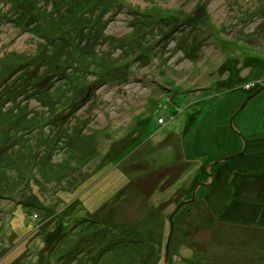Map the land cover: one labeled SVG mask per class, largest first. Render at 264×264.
<instances>
[{
  "label": "rangeland",
  "instance_id": "obj_1",
  "mask_svg": "<svg viewBox=\"0 0 264 264\" xmlns=\"http://www.w3.org/2000/svg\"><path fill=\"white\" fill-rule=\"evenodd\" d=\"M16 1L0 0V57L34 55L39 42L16 22L15 10L52 7L51 1ZM115 3L119 9L104 16L109 42L94 50L100 69L93 68V58L79 57L74 63L85 72L68 82L74 85L69 94L73 104L78 101L73 114L34 130L29 138L20 126H12L15 122L0 125L5 170L10 171V160L22 164L21 171L13 167L10 172L24 188L0 198V264H179L177 252L200 260L264 264V0ZM198 5L204 13L193 10ZM195 12L202 17L191 27L187 14ZM176 13L179 24H153L156 16ZM160 27L166 33L162 42L157 41ZM134 28L147 47L142 57L155 53L150 62L146 56L133 63L125 54L133 45ZM106 49L110 57L104 56ZM57 81L55 86L71 89ZM18 95L2 96L0 109L21 103ZM32 107L48 110L36 99L30 101ZM161 117L164 125L158 123ZM12 132L18 139L7 143ZM68 135L81 146L76 155L65 145ZM146 140L148 145L135 148ZM176 140L190 162L187 170L178 169ZM158 146V154L146 162L155 169L147 176L139 173L138 155ZM245 146L243 155L209 168L215 181L206 186L212 181L207 164ZM243 160L247 163L239 167ZM130 168L137 179L147 177L141 189L129 182ZM157 169L171 172L170 186L162 183L168 174L163 177ZM24 179H29L27 186ZM143 188L149 191L143 193ZM222 201L225 210L220 211L216 204ZM97 216L103 222L92 225ZM137 223L141 226L130 231Z\"/></svg>",
  "mask_w": 264,
  "mask_h": 264
},
{
  "label": "trees",
  "instance_id": "obj_2",
  "mask_svg": "<svg viewBox=\"0 0 264 264\" xmlns=\"http://www.w3.org/2000/svg\"><path fill=\"white\" fill-rule=\"evenodd\" d=\"M49 1H51L52 4V7L50 8H48L47 5H45L44 8L37 7L36 5H34L28 9L24 8L22 10V13H20L21 8L15 10L13 13V18L16 20V22L20 26L24 27L23 29L26 32L32 34L34 37L39 39L35 54L28 56L25 53L10 52L0 57V80L1 78H3V81L0 84V88L4 86V89H6L4 93H0V98L10 93H16L19 95L15 98L22 96V99H24L19 104L15 103L14 107L10 108L7 111L3 112L0 109V125H11V122H15L14 124H12V126H20V128L23 130L22 136H26V138L30 137V135L32 134L31 132H33L34 130H40L41 128L48 125L49 122H54L55 119L60 120L62 117L67 118L68 114H73L72 110L76 106L78 101H76L75 105L73 104L74 101L72 100V97L69 96V94L74 93V85H71L68 82L69 80H71L70 78L75 73L84 74L85 72L84 69H82L80 66H76L74 63L77 62L80 58L81 60L93 58V61L95 63L94 55L96 54H94V50H96V45H98V43L102 41L109 42L108 39H106V37L104 36V30L106 29V25L109 21L108 19L104 21V16L113 9H119V7L116 8V5L118 4L115 3L116 0H44V3L47 4ZM16 2H18L19 4V0H17ZM261 8H264V4ZM196 9H199V11L204 13L203 11L205 10V7L198 5L193 10L196 11ZM178 11L181 13L180 10ZM133 15H135L136 17L134 11ZM169 15L170 17H168L167 14V17L165 18L156 16V19L154 18L153 20H156V22H153V24L156 26L162 24L164 27L168 24V22L171 23L173 26L182 22L180 14L176 13ZM200 17H202L201 14L197 12L191 15L187 14L188 21L186 24L190 25L191 27H196L199 23L197 22V19H200ZM31 18L33 20L32 23L30 22ZM146 19L147 17L145 16L144 21H146ZM27 20H29V22ZM144 21H142L141 24H143ZM136 23H138V20L134 22V24ZM158 29L159 33H157V35L159 36L157 37V41L161 40L162 42L164 41L166 33H163L164 30L162 29V27ZM162 30L163 32H161ZM132 34H134L131 38V42L133 43V45L130 48V53L125 54L130 56V61L134 60L133 63H141L142 61H144L143 57L146 56L148 58L145 60H148L150 62L155 53L152 52L149 54H145L142 57V53L144 52L145 48H147L144 45L145 42H140V38L138 37L139 30H137V28H134ZM110 40L113 42V39ZM104 56L110 57V52L107 51V49ZM98 65L99 64L95 63L93 68L98 67V69H100L99 66H101V64L99 66ZM88 72L90 71L88 70ZM13 76L17 77L13 79L12 82L9 81ZM61 80H63L61 83L69 84L68 87H71V89L66 90V87H60V83L55 86V81L59 82ZM23 87H25L24 90ZM35 99L41 105H43V107H46L48 109L47 112L40 110L36 111V108L33 107L30 108V101ZM25 101H27V103L24 104ZM11 119H15L16 121ZM141 120L142 122H144L143 119ZM158 123L164 125L166 123V120L161 117L159 118ZM78 134L79 138H84L81 136L80 132H78ZM65 135L66 134H64L62 138L59 139L64 140ZM69 135L66 138L67 141H64L65 145L70 152H74L76 155L78 154V150L81 148V146L79 143H75L71 140L69 141ZM16 139H18L16 133L12 132V137L7 143H10L11 141ZM64 142H61V144H63ZM141 145H148V141L146 140L144 142L139 143L135 146V148L137 146V148H139ZM174 145L178 146L181 150V153H179V156H177L178 169L183 168L184 170H187L184 168L186 167L185 164H190V162L187 161L185 157L183 144L180 140H176L174 142ZM160 148L158 146L152 150L144 151L143 153L138 155V158L139 160H141L140 162H142L143 166L142 169L138 170L139 173L143 171L146 173L145 176H147L148 174H150L151 169H155V167H151V165L146 164V162L151 158L155 157L160 151ZM132 150L130 151V156L134 153V151ZM120 154L121 152L119 153V155ZM83 158V156L80 157L78 161L83 162ZM123 158H125V156ZM123 158H121L122 160H120L121 163L125 161ZM6 160L7 158L4 157L3 150L1 147L0 198L4 199L7 198V196L10 197V194L20 192L24 189L21 187L22 183L19 182L21 178H15L16 175L13 173L14 171L12 173L10 172L11 170H14L13 167H15L16 170H20L22 164H20L21 166L18 167V164L14 163V160H10V171L6 172ZM223 162L224 161H222L221 163ZM133 163L134 159L130 161V165H132ZM51 171L54 175L60 174V170H55L52 168ZM126 171V168H124V172L129 176ZM156 171L164 173L163 177L168 174L167 180L162 181V183L166 182L167 185L170 186V184L173 182V178H170L171 172L161 171L159 169H157ZM135 173L136 171L130 168L129 182L134 183V185L141 189L142 183L143 181L147 180V177L137 179L136 175H134ZM23 175L26 174L24 173ZM61 177L62 176H59L58 178ZM24 180V184L27 186L29 179ZM213 185L214 183L207 186L211 187ZM142 191L143 193H147L149 190L143 188ZM13 198L14 197H11L10 199ZM221 203L222 204L216 205H218L217 207L220 209V211H223L225 210V208H223V205L226 202L222 201ZM151 207L156 206L151 205ZM92 216H94V214H92ZM99 220L100 222L102 221L98 218V216L96 221L93 217V219H91V222H93L92 225H98L97 223ZM65 221L66 223L64 222V224L68 225L69 222H67V220ZM140 226L141 223H137L135 227L130 228V231H132V229L137 230V228ZM58 238L61 239L62 236L58 235ZM55 241H57V239H55Z\"/></svg>",
  "mask_w": 264,
  "mask_h": 264
},
{
  "label": "crops",
  "instance_id": "obj_3",
  "mask_svg": "<svg viewBox=\"0 0 264 264\" xmlns=\"http://www.w3.org/2000/svg\"><path fill=\"white\" fill-rule=\"evenodd\" d=\"M263 138H264V136H262ZM248 148L249 147H252L251 145H250V142L248 143V146H247ZM247 147L245 146V148L243 149V150H240V151H238V153L236 152V154H234V155H232V156H235V155H237V156H241V155H243L244 153H245V151H246V149H247ZM241 147H238L237 148V150H239ZM237 150H235V151H237ZM234 151V152H235ZM233 153V152H232ZM236 156V157H237ZM231 157V156H230ZM227 158H229V157H227ZM227 158H225V159H227ZM235 158V157H234ZM224 160V159H223ZM231 160V159H230ZM230 160H227V161H224V162H228V161H230ZM247 160V159H246ZM246 160H243V161H241V163H240V165H239V167H242V166H245V164L247 163L246 162ZM219 161H221V160H219ZM217 162L218 161H214V162H209L208 164H207V173H208V175H209V177L211 178V176H210V172H208L209 171V168L212 166V165H216L217 164ZM210 166V167H209ZM239 167H237V168H239ZM230 170L232 171V170H235V171H239V170H236L234 167H233V169H231L230 168ZM210 173V174H209ZM213 176V175H212ZM214 179H213V181L211 182V180L208 182V183H213L214 181H215V175H214V177H213ZM211 184H206V186L207 185H211ZM239 208H240V206H239ZM203 247H197V249L199 250V249H202ZM205 248H208V247H204V249ZM189 250H191V249H189ZM248 250H245L244 252H247ZM254 251L256 252L257 251V249H254ZM179 253V254H178ZM177 257H178V261H179V264H252V263H248V262H241V261H232V260H227V262H222V261H219V260H207V258L206 257H203L202 258V260H200V259H197V258H195V256L193 257V255H191V257H184L183 255H181L180 254V252H177V255H176ZM206 258V259H205ZM229 262V263H228Z\"/></svg>",
  "mask_w": 264,
  "mask_h": 264
},
{
  "label": "water",
  "instance_id": "obj_4",
  "mask_svg": "<svg viewBox=\"0 0 264 264\" xmlns=\"http://www.w3.org/2000/svg\"><path fill=\"white\" fill-rule=\"evenodd\" d=\"M262 89H264V86L262 87ZM259 92V91H258ZM258 92H256L254 95H252L250 98H248L247 99V101H249L250 99H252L253 97H255L257 94H258ZM246 104V103H245ZM245 104L241 107V109L245 106ZM237 155H235V156H231V157H229V158H227V159H224V160H221V162L222 161H227V160H230V159H232V158H234V157H236ZM218 162H220V161H218ZM210 167V166H209ZM211 176V175H210ZM211 179H212V181H213V176H211ZM211 181V182H212ZM207 184H211V183H207ZM201 185V184H200ZM198 187V186H197ZM195 200V198L194 199H192L191 201H194ZM173 228H174V221H173V219L171 218V234H172V232H173ZM171 239V236H170V238H169V240ZM167 258H168V256H167Z\"/></svg>",
  "mask_w": 264,
  "mask_h": 264
}]
</instances>
